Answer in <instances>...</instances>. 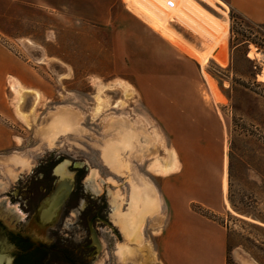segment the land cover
I'll use <instances>...</instances> for the list:
<instances>
[{"label":"rangeland","instance_id":"rangeland-1","mask_svg":"<svg viewBox=\"0 0 264 264\" xmlns=\"http://www.w3.org/2000/svg\"><path fill=\"white\" fill-rule=\"evenodd\" d=\"M224 1L196 0L190 14L166 22L154 16L153 0H0V183L15 176L13 157L29 162L50 144L44 136L50 114L71 107L82 113L83 130L49 146L83 158L90 175L99 174L97 185L107 182L114 205L120 194L124 212L131 180L146 176L155 186L161 175L175 180L192 153H205L206 164L225 158L229 209L192 207L216 221L213 232L227 228L235 264H264L261 222L233 207L264 216V22ZM147 23L173 43L159 41ZM251 50L259 55L251 58ZM16 74L43 90L21 100L10 85ZM122 119L156 137L150 156L132 154L134 169L125 176L98 148L110 121ZM177 153L178 172L168 175ZM160 213L147 218L138 239L113 240L110 264H163L159 247L169 218ZM127 243L132 255L123 259L119 249Z\"/></svg>","mask_w":264,"mask_h":264},{"label":"flooded vegetation","instance_id":"flooded-vegetation-1","mask_svg":"<svg viewBox=\"0 0 264 264\" xmlns=\"http://www.w3.org/2000/svg\"><path fill=\"white\" fill-rule=\"evenodd\" d=\"M44 146L0 183V264H110L124 235L107 182L98 186L83 158Z\"/></svg>","mask_w":264,"mask_h":264},{"label":"crops","instance_id":"crops-1","mask_svg":"<svg viewBox=\"0 0 264 264\" xmlns=\"http://www.w3.org/2000/svg\"><path fill=\"white\" fill-rule=\"evenodd\" d=\"M218 1L225 2L224 0ZM232 2L242 13L258 22H264V0H232ZM164 3H167V0H153L155 17H160L158 13H162L165 15L164 20L166 22L170 21L171 18H182L178 12L181 7V0H178L177 6L171 9L170 12L164 10ZM145 29L159 41L173 43L152 28L151 25H145ZM165 29L168 30L169 34H172L169 23ZM1 62L0 58V65H2ZM262 75L263 73L260 76ZM13 76L10 83L12 81L16 82L18 91L15 92L20 96V90H24L26 93L33 90H43V88L26 80L20 74ZM38 91H34L36 98L40 96ZM170 156L171 159L168 161L171 171L167 173L175 170V161H181L178 153ZM205 158L203 152L190 154L182 160L184 170L180 173L181 175L177 174L178 170L168 174L176 173V181L172 178L174 175L168 179L167 175H161L165 177L159 180V186L156 185L161 198V210L165 213V218H169V231L168 229L165 230L159 247L163 264H227V228H222L217 233L213 232L209 225L216 227V221L192 207L194 203L201 204L203 210L205 209L212 214L229 209V179L227 180L228 173L225 175V158L223 161L213 164H210L211 162L206 164L207 160ZM168 206L169 215L166 211Z\"/></svg>","mask_w":264,"mask_h":264},{"label":"bare ground","instance_id":"bare-ground-1","mask_svg":"<svg viewBox=\"0 0 264 264\" xmlns=\"http://www.w3.org/2000/svg\"><path fill=\"white\" fill-rule=\"evenodd\" d=\"M190 1L191 0H185V2L182 3L181 7L178 9L180 15L184 16L183 14H190L189 11L195 7L194 1L196 2V0ZM163 6L164 10L168 12L173 9H169L167 7V3H164ZM158 14L160 16V20L165 19L164 14ZM257 55H259V53L251 50V57L256 58ZM10 85L14 90L18 91L15 81H12ZM19 93L21 94V100H23L26 92L24 90H20ZM82 119V113L78 110H75L71 107L61 106V108L53 111V113L50 114V118L47 122V128L44 132V136L46 137L45 139L48 140L50 144H55L60 137L83 130L81 126ZM109 127L111 130V132H109V137L106 136L107 138L105 137L106 140L104 141L103 145L98 146V148H101L103 160L110 167V169L118 175L125 176V174L128 172L132 173L134 169L130 162L132 154L137 153V155L139 154L142 157L143 155L146 156L149 154L150 152L148 151L152 148V144L156 142V137L146 128L141 129L139 127L141 130H138L136 126H133V124L123 119L117 121L111 120ZM11 162L14 165L19 163L26 164L27 160L22 158V156H18L13 157ZM93 174L97 175L98 173L96 171L93 172ZM140 179L141 181L139 182L131 180V197L129 200V207L126 212L122 210L121 204H119V193L114 199L116 223L119 225L122 232L129 234V242L141 237L143 225L148 217L154 215L155 213L161 214V198L157 187L151 181H149L146 176L145 178ZM140 179L138 178V180ZM131 253L132 250L128 243L127 245L121 246L119 249L120 257L123 259H128L132 255Z\"/></svg>","mask_w":264,"mask_h":264},{"label":"trees","instance_id":"trees-1","mask_svg":"<svg viewBox=\"0 0 264 264\" xmlns=\"http://www.w3.org/2000/svg\"><path fill=\"white\" fill-rule=\"evenodd\" d=\"M233 31H234V30H233ZM233 207H234V208L236 209V211H237L238 213H240L241 215H245V216H247V217H251L252 219L261 222L260 224H261V226L264 228V216L254 214L253 212H251V211H249V210H243V209H240V208L236 207L235 205H233ZM203 214L209 216V213H203ZM259 222H258V223H259ZM227 264H235L233 258H232L230 255H228V257H227Z\"/></svg>","mask_w":264,"mask_h":264},{"label":"water","instance_id":"water-1","mask_svg":"<svg viewBox=\"0 0 264 264\" xmlns=\"http://www.w3.org/2000/svg\"><path fill=\"white\" fill-rule=\"evenodd\" d=\"M57 151H61L62 153H65L64 152V148H63V145H58V147H57ZM68 158V157H67ZM123 233V235H124V238H122L123 240H128V241H130V239H129V234L128 233H124V232H122Z\"/></svg>","mask_w":264,"mask_h":264},{"label":"built area","instance_id":"built-area-1","mask_svg":"<svg viewBox=\"0 0 264 264\" xmlns=\"http://www.w3.org/2000/svg\"><path fill=\"white\" fill-rule=\"evenodd\" d=\"M178 0H167V7L169 9L177 6Z\"/></svg>","mask_w":264,"mask_h":264}]
</instances>
